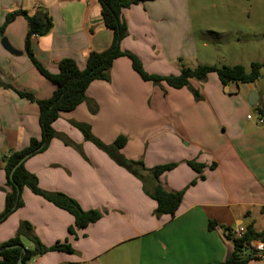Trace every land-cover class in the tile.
Listing matches in <instances>:
<instances>
[{"label":"crops","instance_id":"1","mask_svg":"<svg viewBox=\"0 0 264 264\" xmlns=\"http://www.w3.org/2000/svg\"><path fill=\"white\" fill-rule=\"evenodd\" d=\"M38 8L48 11L54 25L49 33L34 39L33 49L52 73L59 71L64 58L74 59L83 70L91 51L101 52L112 44L113 31L103 22L98 0H0V26L10 12L34 13ZM242 10L250 19L251 7ZM190 13L188 0H150L125 8L128 34L122 49L137 55L148 72L160 75L178 74L181 64L245 66L244 60L227 62L223 56L211 62L212 58L199 56ZM205 27L213 29L205 25L201 29ZM27 31V20L17 16L0 34V81L14 87L0 86V213L6 195L2 188L7 186L4 157L26 147L31 138L42 137L38 104L19 96L15 89L30 91L37 98H48L56 89L27 56ZM3 36L22 53L5 49ZM201 46L205 56L219 55L208 42L202 41ZM259 80L224 86L212 72L205 81L191 79L190 84L173 88L142 79L128 56L115 59L110 79L93 81L87 100L63 112L53 124L81 145L84 154L56 137L44 152L25 163L42 189L62 192L85 210L99 209L104 212L102 218L71 234L74 216L26 187L24 205L0 223V244L16 234L22 221H29L45 245L68 241L74 248L72 253L47 252L29 264H208L226 260L233 250L226 228L252 225L257 231L264 230V127L247 119L248 113L264 112V85ZM252 91L258 95L254 105L248 102ZM71 120L89 123L106 143L127 135L122 153L129 159H142L147 168L176 163L160 177L168 191L185 189L176 214L156 216L157 203L144 192L142 182L86 141ZM188 160L205 167L196 171ZM210 221H216L214 228L209 227ZM249 264H264V259Z\"/></svg>","mask_w":264,"mask_h":264},{"label":"trees","instance_id":"2","mask_svg":"<svg viewBox=\"0 0 264 264\" xmlns=\"http://www.w3.org/2000/svg\"><path fill=\"white\" fill-rule=\"evenodd\" d=\"M98 1L101 6L103 22L106 27L113 31V41L110 47L104 51H91L83 70L78 67L74 59L64 58L59 63V71L52 73L37 58L33 49L34 39L49 33L54 25L46 9L38 8L34 13H29L26 10H15L7 14L4 24L0 26L1 34L17 16H23L27 20L28 31L25 37V52L37 70L56 85L55 91L48 98H37L30 91L15 89L19 96L38 104L42 137L40 139L31 138L26 147L21 150H11L4 157L7 186L2 188L6 195L4 210L0 213V223L24 205L22 193L26 187L74 216L75 224L69 227L71 234H76L77 229L86 228L89 224L102 218L104 212L99 209L85 210L77 200L62 192L42 189L39 186L37 176L27 170L25 163L30 157L44 152L52 139L56 137L61 138L66 145L76 147L84 154L81 145L74 142L66 134L58 132L53 124L63 112L71 111L87 100V89L93 81L110 79V70L115 59L128 56L131 59L132 67L142 79L154 84L166 83L173 88H182L190 84L191 79L205 81L212 72L218 75L224 86L232 82L254 83L264 76V63L257 61L251 62L249 69L242 64H198L195 67L181 64L178 74L150 73L145 69L142 60L137 55L125 51L121 47L122 40L128 34V24L123 17V10L133 4L150 0ZM0 86L14 88L12 85L4 84L1 81ZM194 95L199 97L197 91H194ZM91 110L95 112L96 107H92ZM71 123L82 132L86 141L106 152L119 166L125 168L142 182L144 192L157 203L154 211L156 216L159 217L164 214L174 216L176 214L183 200L185 189L168 191L160 183L161 175L174 168L176 163H165L147 168L142 159H129L122 153V148L129 140L127 135L120 134L113 142L106 143L94 134L89 123L76 120H71ZM187 163L199 172L205 167V164L196 160H188ZM216 224V221H210L209 227L214 228ZM225 233L233 243V250L226 260L208 264H249L250 261L257 259L253 254L255 250L252 243L255 240L264 241V230L257 231L252 225H249L242 236H235L231 228H226ZM25 240L30 245H26ZM50 251L72 253L74 248L68 241H58L51 246L45 245L36 235L34 226L29 221H22L16 234L5 243L0 244V264H19V260H22L23 264H29L34 258Z\"/></svg>","mask_w":264,"mask_h":264},{"label":"rangeland","instance_id":"3","mask_svg":"<svg viewBox=\"0 0 264 264\" xmlns=\"http://www.w3.org/2000/svg\"><path fill=\"white\" fill-rule=\"evenodd\" d=\"M212 3H216L217 7H213ZM244 6L251 7L250 19L242 10ZM188 11L192 15L199 56L202 54L201 57L212 58L211 62H219L223 56L227 62L244 60L248 69L250 60H264V0H188ZM204 25L213 29H201ZM238 29L250 34H237ZM202 41L213 45L219 55L205 56ZM259 81L264 85V76Z\"/></svg>","mask_w":264,"mask_h":264},{"label":"built area","instance_id":"4","mask_svg":"<svg viewBox=\"0 0 264 264\" xmlns=\"http://www.w3.org/2000/svg\"><path fill=\"white\" fill-rule=\"evenodd\" d=\"M248 120H254L256 124L264 127V113L261 110L247 114ZM246 229L243 226H238L233 230L235 236H242ZM255 257L257 259H264V241H258L254 245Z\"/></svg>","mask_w":264,"mask_h":264},{"label":"water","instance_id":"5","mask_svg":"<svg viewBox=\"0 0 264 264\" xmlns=\"http://www.w3.org/2000/svg\"><path fill=\"white\" fill-rule=\"evenodd\" d=\"M2 45L5 47V49H7L9 52L13 53V54H21V51L16 50L8 41V39L3 36L2 37ZM257 93L255 91H252L249 95V99L248 102L250 105H254L256 103L257 100ZM13 172L11 173L12 176ZM19 264H23L22 260H19Z\"/></svg>","mask_w":264,"mask_h":264}]
</instances>
